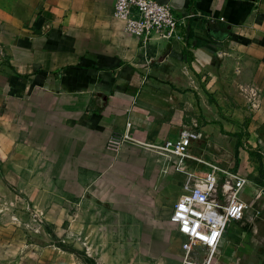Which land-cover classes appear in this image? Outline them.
<instances>
[{
  "label": "crops",
  "instance_id": "crops-1",
  "mask_svg": "<svg viewBox=\"0 0 264 264\" xmlns=\"http://www.w3.org/2000/svg\"><path fill=\"white\" fill-rule=\"evenodd\" d=\"M161 1L186 22L182 39L143 50L111 0H0V206L16 201L8 190H63L80 210L134 217L129 205L181 195L157 147L184 126L226 130L233 115L264 127V0ZM126 123L131 141L108 149Z\"/></svg>",
  "mask_w": 264,
  "mask_h": 264
},
{
  "label": "rangeland",
  "instance_id": "rangeland-1",
  "mask_svg": "<svg viewBox=\"0 0 264 264\" xmlns=\"http://www.w3.org/2000/svg\"><path fill=\"white\" fill-rule=\"evenodd\" d=\"M225 118L230 129H195L200 138L191 144L189 156L200 162L187 161L184 170L203 172V163H208L246 179L240 194L248 207L244 218L230 223L211 264H264V172L260 171V166L264 168V127L254 130L258 121L248 116ZM169 162L175 170V159ZM179 175L184 181L185 176ZM39 191L34 197L25 193L16 196L15 190H8L10 198L16 199L12 202L4 197L6 206H0V264H87L82 256L95 264H182L183 245L188 241L169 224L172 204L150 210L129 205L136 216L128 217L124 208L95 210V205L88 203L89 207L80 210L79 200L70 203L63 190ZM14 202L18 206L11 205ZM33 214L39 221L33 220ZM86 214L89 226L81 227V220L75 223V218ZM95 223L97 227L91 225ZM60 244L82 256L60 250ZM208 257L205 248L192 246V260L202 262Z\"/></svg>",
  "mask_w": 264,
  "mask_h": 264
},
{
  "label": "built area",
  "instance_id": "built-area-1",
  "mask_svg": "<svg viewBox=\"0 0 264 264\" xmlns=\"http://www.w3.org/2000/svg\"><path fill=\"white\" fill-rule=\"evenodd\" d=\"M111 1L113 17L124 24L127 34L139 40L143 50L158 41L182 39L186 22L174 15L169 4L161 0ZM126 128L122 134L108 138V149L118 151L125 142L131 141L129 123ZM199 138L200 133L195 128L184 126L176 138L157 147L175 159V171L185 176L182 194L170 214L176 232L188 241L183 245L182 264H211L227 230L226 224L242 221L248 208L240 195L246 184L243 176L208 163H203V172L184 170L187 161L200 162L189 156L191 144ZM33 220L39 221L37 214H33ZM192 246L205 248L209 252L208 259L192 260Z\"/></svg>",
  "mask_w": 264,
  "mask_h": 264
},
{
  "label": "trees",
  "instance_id": "trees-1",
  "mask_svg": "<svg viewBox=\"0 0 264 264\" xmlns=\"http://www.w3.org/2000/svg\"><path fill=\"white\" fill-rule=\"evenodd\" d=\"M235 154H237V151H235ZM261 170L264 172V168H263V167L261 168V166H260V171H261ZM262 174L264 175V173H262ZM58 247H59L61 250H63V251H67V252H70V253H74V254H76V255H79L80 257L82 256L81 254H79V253H78L77 251H75V250L65 249L64 245H62V244H60ZM82 258H83L84 262L87 263V264H95L92 260H89L88 258H85L84 256H82Z\"/></svg>",
  "mask_w": 264,
  "mask_h": 264
},
{
  "label": "water",
  "instance_id": "water-1",
  "mask_svg": "<svg viewBox=\"0 0 264 264\" xmlns=\"http://www.w3.org/2000/svg\"><path fill=\"white\" fill-rule=\"evenodd\" d=\"M227 227H228V224H226V226H225V230L227 229Z\"/></svg>",
  "mask_w": 264,
  "mask_h": 264
}]
</instances>
